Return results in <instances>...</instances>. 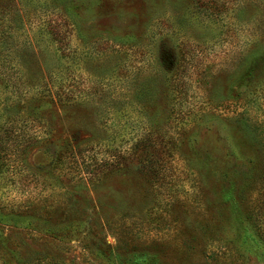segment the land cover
Instances as JSON below:
<instances>
[{"label": "rangeland", "instance_id": "rangeland-1", "mask_svg": "<svg viewBox=\"0 0 264 264\" xmlns=\"http://www.w3.org/2000/svg\"><path fill=\"white\" fill-rule=\"evenodd\" d=\"M13 2L26 64L0 50V132L45 92L28 75L61 98L46 103L51 141L25 154L38 179L0 169V264H264L248 220L264 216V0ZM16 9L0 0V25ZM57 20L66 42L46 30ZM123 35L132 46L107 41Z\"/></svg>", "mask_w": 264, "mask_h": 264}, {"label": "trees", "instance_id": "trees-1", "mask_svg": "<svg viewBox=\"0 0 264 264\" xmlns=\"http://www.w3.org/2000/svg\"><path fill=\"white\" fill-rule=\"evenodd\" d=\"M66 7L68 8V0H66ZM5 7V6H4ZM6 7H8L6 5ZM12 8H17L16 10L19 9V11H13L12 14L10 15L8 11H5L4 14H9L4 19V24H1L0 27H6L4 30L6 31H0V50L4 51L1 53V57L4 58V63L8 62L11 59V53L14 52L15 54L19 55V61L20 63L24 66L25 59L23 57V50L27 48V43H21L18 40H12L13 39V34L17 30V26L14 24V16H18L19 20H24L25 14H22V9L20 7H17L16 4H14L12 0ZM3 14V13H0ZM66 18V16H65ZM68 21V19L66 18ZM71 26H74V29H76V24L73 21H68ZM55 26L57 31L54 28V31L51 32V34L56 35L55 39L61 41V42H66L65 34H63L62 31V23L54 21V24H48L46 27V30L50 29L51 26ZM53 26V27H54ZM114 38H117L116 36H112ZM124 39H118V40H112L109 38L111 43L113 44H121V45H127V46H132L130 44H127L128 39L125 35H123ZM56 43V41H54ZM12 43V44H10ZM54 43V44H55ZM66 54H69L67 51ZM10 57H9V56ZM35 54L32 55V61H35ZM6 59V60H5ZM37 66V65H36ZM39 73V72H36ZM39 78H32L31 76L28 75V83L29 87L31 89H34L38 91L39 89L44 90V93L38 94L39 96H32L28 97L27 100L21 104V106L26 109L27 111V119L26 121H23L22 124H12L9 127H4L1 132H0V169H2L3 173H8L9 177L17 184V186H22L23 185V180L26 177H32L34 179H38L33 172V174L29 173V168L28 166L25 165V154L29 151V149L38 146L39 144L41 145L44 143H49L51 141V131L49 129V124L47 121H49V116L46 118V111L45 108L47 106L46 103L48 102H55L54 96L57 98H61L60 94L57 93L55 88L49 87L47 84V80L44 79L43 74H38ZM2 78V77H1ZM46 81V82H45ZM41 87V88H40ZM30 91V90H29ZM25 92V90H24ZM66 94V93H64ZM46 96V100L45 99ZM63 99L70 103L74 104V98L71 97H66L64 96ZM238 115V114H237ZM237 115H235L233 121H237ZM202 117L207 118V120L211 119L214 120L210 116L202 115ZM48 119V120H47ZM77 143L73 145V147L76 146ZM146 146H153V142L151 144L148 142L139 144V147L141 148L140 150V157H139V164L144 165V163H148L149 166H151V173L150 175L146 178V183L149 186H155L158 185L160 182L159 180H163V172L161 171V161L160 158H152L149 160H146ZM82 149L80 147H77V151L74 153L80 154L83 153ZM74 155V154H73ZM91 162V160H89ZM102 165L99 166V164L94 165L96 168L99 169L97 172H93V174L90 176L87 174L86 178L89 179L90 181L95 180L98 178V174L102 172V169H104V165H109L107 164V160L102 161ZM89 167L92 164H87ZM87 166V167H88ZM93 166V167H94ZM95 168V169H96ZM142 172V171H141ZM162 176V177H161ZM155 183V184H154ZM22 189V188H21ZM25 202H31L25 201ZM26 206V205H24ZM29 206V205H27ZM24 208V207H23ZM22 208V209H23ZM1 210V207H0ZM21 212L23 211H9L7 212L10 214L8 217H11L12 219H15V217H19L18 219H22L24 221H27L29 218L25 214H22ZM260 211H257L255 213L250 212L248 215V220L252 223L261 224L264 228V216L262 218L259 216ZM40 222L41 217L39 218H32L31 222Z\"/></svg>", "mask_w": 264, "mask_h": 264}]
</instances>
